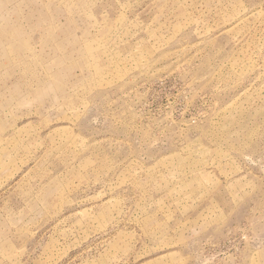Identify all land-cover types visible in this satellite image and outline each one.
Instances as JSON below:
<instances>
[{
    "label": "rangeland",
    "instance_id": "obj_1",
    "mask_svg": "<svg viewBox=\"0 0 264 264\" xmlns=\"http://www.w3.org/2000/svg\"><path fill=\"white\" fill-rule=\"evenodd\" d=\"M0 264H264V0H0Z\"/></svg>",
    "mask_w": 264,
    "mask_h": 264
}]
</instances>
